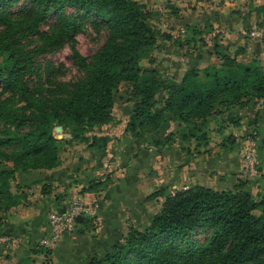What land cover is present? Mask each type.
Wrapping results in <instances>:
<instances>
[{"label":"trees","instance_id":"trees-1","mask_svg":"<svg viewBox=\"0 0 264 264\" xmlns=\"http://www.w3.org/2000/svg\"><path fill=\"white\" fill-rule=\"evenodd\" d=\"M17 1L0 0V88L10 93H0V212L20 202V193L13 189L14 183L20 187L18 171L61 163V142H86L96 151L107 148L112 137L94 129L114 119L115 90L124 81L137 98L125 131L136 137L157 132L170 112L179 125L185 124L183 139L208 141L206 127L212 115L264 98V67L257 57L239 59L241 49L232 53L217 40L213 52L219 64L188 67L180 78L164 76L156 67L144 68L141 60L152 55L160 31L151 23L152 10L140 0H28L29 5L16 9ZM69 5L77 14L64 11ZM257 9L264 13V3ZM51 14L56 22L50 32L41 34L42 43L33 48L21 43ZM78 17L91 18L107 31L91 58L76 47ZM191 29L193 34L195 26ZM65 41H70L83 75L57 89L34 84V55ZM14 98L22 104L16 105ZM229 120L239 122L234 116ZM27 122L31 128L22 131ZM55 124L68 126L70 136L54 135ZM228 141L236 144L235 135H226L222 144ZM51 191L52 185L44 183L42 192ZM201 229L209 230V235L193 239ZM34 262L25 254L15 264ZM40 264L55 263L48 258ZM87 264H264V196L256 197L245 179L232 187L195 184L178 189L167 194L147 225L130 224L123 239L102 257H90Z\"/></svg>","mask_w":264,"mask_h":264},{"label":"rangeland","instance_id":"rangeland-1","mask_svg":"<svg viewBox=\"0 0 264 264\" xmlns=\"http://www.w3.org/2000/svg\"><path fill=\"white\" fill-rule=\"evenodd\" d=\"M140 1L153 12L151 23L160 31L156 44L160 39L161 43L166 41L165 44L168 46L174 40V37H171L174 31L173 34L177 36L176 42H180L181 45L188 44L186 53L193 52L192 48L197 45V43L195 46L192 45L194 41L205 45L209 39L214 42L215 37L209 35L212 31H210V25L200 30L197 27L198 21L194 23L193 34L191 26L189 28L174 26V20L171 17L176 14L180 16L183 13V7L188 8L190 15L198 16V18L209 9L227 7L226 9L233 14L240 11L236 9V0ZM248 1H251L252 7L264 2V0H245L246 3ZM29 3L28 0H19L13 4V7L21 9ZM64 11L67 14H77V8L73 5L66 6ZM53 15L51 14L40 24L37 32L26 38L22 37L21 43L27 44V48H33L42 43L41 34L50 32L52 25L56 22ZM263 19L264 13L261 12L256 24L261 25ZM77 23L74 30L76 47L82 54L91 58L105 42L107 31L103 26L96 27L91 18L78 17ZM203 23L200 22L202 25ZM260 28L257 26V29ZM253 29L254 27L249 24L247 30L251 33ZM254 38L253 51L243 53L242 59L248 60L255 56L264 67V29L259 34H255ZM260 54L263 56L260 57ZM148 58L154 60L155 56L153 57L152 53L150 57L141 60L142 66L147 69L151 68L154 62ZM34 60L37 64L33 76L34 84L57 89L60 85L70 86L74 80L83 75V71L75 64L70 41L46 48L44 51L38 50ZM158 66L164 76H171L166 64L163 65L160 62ZM34 84L30 85L34 86ZM0 93L5 96L10 94L1 88ZM163 95L164 92L158 93V97ZM136 99L132 85L122 82L115 90L114 119L94 129L97 134H109L112 139L105 149L107 151L103 152L104 164L97 174L98 177L92 174L94 178L89 181L90 183L93 181L91 185L89 182H84L83 185L81 181L78 189L70 194L69 206L77 204L81 206L82 220L76 223L72 231H63L53 239L49 237L50 234L48 235L49 228L43 229L42 233L39 232L40 234L31 238V241L23 244L22 253H15L13 256L15 260L7 262L2 259L0 264H15L25 254L35 258L34 264H40L48 258L55 264H87L90 257L94 255L102 257L116 240L123 239L130 224L140 228L147 225L151 215L161 209L167 194L195 184L223 188L232 187L238 179H245L256 197L264 196V134L257 122L244 123L245 130L239 131L238 136L236 135V144L233 145L230 141L222 144L227 135L222 127L228 123L227 120L230 117L224 113L210 117L206 127L208 141H206L207 137L192 138L190 141L183 139L181 133L184 131L185 124L173 127L172 131L165 130L158 134L154 132L144 137H136L125 131ZM160 102L162 103V100ZM14 103L19 106L22 104L17 98H14ZM234 117L239 118L236 126H242V116L236 113ZM10 126L15 127L14 124ZM29 128L31 126L27 122L22 131H27ZM69 130V127L63 124H55L52 127L54 135L59 138L69 137ZM153 139L158 140L159 143L154 144ZM69 146L71 149L68 152L77 157L81 155V152L84 155V150L89 148L87 143L82 141L61 142L62 150L68 149ZM88 153L86 154L91 155L95 152ZM116 163H119V166L128 167V170L125 171L122 167L108 170L110 167H115ZM118 170L121 171L117 173ZM114 171L116 174L111 176ZM77 178L78 176H74L72 181H78ZM66 209L67 207L56 211L62 212ZM208 235L209 230L201 229L196 231L192 238L205 239ZM43 239H48V242H42ZM33 249H37V252L31 251ZM183 256L186 255H180V257Z\"/></svg>","mask_w":264,"mask_h":264},{"label":"crops","instance_id":"crops-1","mask_svg":"<svg viewBox=\"0 0 264 264\" xmlns=\"http://www.w3.org/2000/svg\"><path fill=\"white\" fill-rule=\"evenodd\" d=\"M179 6L181 7L182 5ZM257 6L252 7L251 1L246 3L245 0H236V9H240V11H236V14L230 13L226 9L227 7H224L225 9H209L211 11L208 10L202 15H200L201 13H197L200 15V18L190 15L191 13L188 11V8L183 7V13L180 11V16L176 14L171 18L174 20V26L182 28L195 26L194 23L196 21H198L197 27L199 28L210 25V31H212L209 32V35L215 37L214 42L217 40L221 44H224L231 52L241 49L238 53V58L242 59L247 51H253L254 44L252 41L255 39L254 35L259 34L264 29V24H256L260 13ZM198 10L200 11V9ZM201 21L204 22L203 25L200 24ZM249 24L254 27L251 33L247 30ZM257 26L261 28L257 29ZM173 33L174 31H172L171 37H174V40L168 46L165 44L166 41L161 43L159 39L153 50V57L155 56V59L153 60L152 58L154 61L153 65H151L152 67L160 69L158 65L161 62L163 65L166 64L168 71L171 72V76L180 78L188 67L195 66L202 68L208 64L220 63V59L213 52L214 42L212 40L209 39L205 45L194 41L192 45L195 46V43L197 45L195 48H192L193 52L186 53L185 49L188 44L181 45L180 42H176L177 36ZM251 34L253 35L251 36ZM186 42L188 43V41ZM262 56L260 54V57ZM236 113L242 116L241 122L243 124L242 126H236V124L227 120L228 123L222 127L227 132V135L232 133L235 137L236 135L238 136L239 131L243 132L245 130L244 123L251 121L257 122L264 134V98L251 101L244 107L237 106L225 111V115L227 116H235ZM171 116L172 114L168 112L169 119L156 134L158 132H165V130L172 131L175 126L179 125V121L172 119ZM70 149L71 147L69 146L68 149L64 148L61 151L62 161L57 166L35 169L30 172L18 171L16 173V183H19L20 187H16L14 183L13 189H17L20 193V202L8 211L0 212V260L3 259L7 262L15 260L13 256L15 253H22L21 247L23 244H27L37 234L42 233L43 229L47 230L49 228L48 214L51 211L68 207L70 194L78 189L82 183L81 181H83L84 185V182L91 181L95 176L98 177L97 174H99L104 164L105 155L103 152L107 150L96 151L87 148L84 150V155L81 152V155L77 157L73 153L68 152ZM90 150L95 153H91ZM114 166L108 170L122 167L119 166V163H116ZM122 168L125 171L128 170V167ZM120 171L118 170L117 173ZM92 174L94 177H92ZM113 174H116V171L111 173V176ZM74 176H78L76 179L78 181H72ZM44 183L52 185L50 193L44 194L42 192ZM92 183L89 182L90 185Z\"/></svg>","mask_w":264,"mask_h":264},{"label":"built area","instance_id":"built-area-1","mask_svg":"<svg viewBox=\"0 0 264 264\" xmlns=\"http://www.w3.org/2000/svg\"><path fill=\"white\" fill-rule=\"evenodd\" d=\"M79 214H82L81 206L79 204L68 206L67 209L62 212L51 211L49 213V237L53 239L60 235L63 231H72L78 222L77 216ZM48 239H43L42 242H48Z\"/></svg>","mask_w":264,"mask_h":264},{"label":"water","instance_id":"water-1","mask_svg":"<svg viewBox=\"0 0 264 264\" xmlns=\"http://www.w3.org/2000/svg\"><path fill=\"white\" fill-rule=\"evenodd\" d=\"M82 218H83V215H82V214H79V215L77 216V220H78V221H81Z\"/></svg>","mask_w":264,"mask_h":264}]
</instances>
